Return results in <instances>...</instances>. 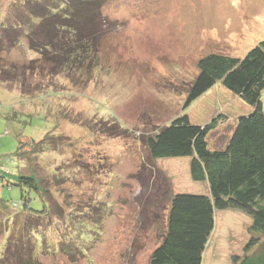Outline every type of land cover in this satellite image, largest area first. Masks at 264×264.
Wrapping results in <instances>:
<instances>
[{
  "label": "rangeland",
  "instance_id": "1",
  "mask_svg": "<svg viewBox=\"0 0 264 264\" xmlns=\"http://www.w3.org/2000/svg\"><path fill=\"white\" fill-rule=\"evenodd\" d=\"M39 1L0 0V26L20 27L14 33L42 27L32 15ZM55 3L59 8L49 7L53 12L67 7L65 0ZM102 13L95 30L99 64L92 72L87 62L83 68L57 66L25 37L14 47L7 40L9 49L0 50L4 69L35 60L24 92L16 82L0 81V172L21 165L50 189L51 199L63 208L60 213L55 207L49 220L56 243L71 216L80 212L89 221L102 212L80 253L49 250L40 257L44 264H149L166 231L171 195L197 193L203 185L192 180L189 157L154 159L143 137L184 113L200 124L223 114L209 135L210 146L219 148L237 117L250 112L220 82L184 105L200 58L210 53L244 57L264 40V0H106ZM63 16L71 19L70 12ZM84 16L75 20L83 24ZM48 47L50 57L57 53ZM43 139L49 143L45 151L30 150L32 141ZM25 142L30 145H24L21 158ZM142 171L148 182L137 177ZM21 193L19 186L0 184V198L11 204L21 203ZM31 196L32 205L43 208V201ZM252 222L240 210H217L203 264H234V255L245 254ZM2 228L0 223V255ZM258 250L264 252V238L251 252Z\"/></svg>",
  "mask_w": 264,
  "mask_h": 264
},
{
  "label": "trees",
  "instance_id": "2",
  "mask_svg": "<svg viewBox=\"0 0 264 264\" xmlns=\"http://www.w3.org/2000/svg\"><path fill=\"white\" fill-rule=\"evenodd\" d=\"M62 1L40 0V4H33L32 15L41 19L42 27L14 33V29L19 30L20 27L0 26V50L7 40L14 47L25 37L31 41L33 48L37 47L42 57L52 60L57 66L83 68L87 62V68L92 72L99 64L101 43L98 41L99 32L95 30L98 27L96 24L103 20L102 5L106 0H65L66 8L58 12L50 10L49 7L58 9L59 5L55 2ZM69 12L71 19L63 16L69 15ZM82 13L85 15L83 24H79L75 19ZM57 39L63 43L58 44ZM9 44L4 49H9ZM48 46L56 47L57 53L50 57ZM34 63L35 60L16 64L10 69L0 66V81L16 82L24 92L27 75L30 69H34ZM198 67L199 73L189 85L184 108L220 82L249 105L250 112L237 117L232 133L219 148L210 146L209 135L219 121L225 119L223 114L200 124L193 123L189 114L184 113L143 137L154 159L189 157L192 180L206 185L209 191V194L200 191L171 195L166 231L150 255L149 264H203L215 229L217 210L231 209L240 210L253 219L249 228L252 236L245 246V254L242 257L234 255V264H264L262 250L251 252L264 238V40L244 57L207 54L199 59ZM44 142L45 139L32 141L30 150L45 151L49 143ZM24 145H30V142L20 145L18 154L21 158ZM37 145L41 149H37ZM20 167L12 173L8 170L0 172V184L9 188L19 186L22 191L21 203L11 204L10 200L0 198V223L3 226L0 264H44L40 259L42 253L47 254L49 250L54 253L57 248L72 257L80 253V247L96 232L95 225L99 224L101 209L91 215L89 221L81 218L80 212L71 216L64 224L63 236L56 243L51 236L53 229L49 220L55 207L60 213H63V208L57 207V202L50 197V189L43 186L33 171L23 172ZM137 177L141 182H148L144 171L139 172ZM31 195L43 201V208L32 205ZM69 224L74 227L71 228L72 234L67 232Z\"/></svg>",
  "mask_w": 264,
  "mask_h": 264
},
{
  "label": "crops",
  "instance_id": "3",
  "mask_svg": "<svg viewBox=\"0 0 264 264\" xmlns=\"http://www.w3.org/2000/svg\"><path fill=\"white\" fill-rule=\"evenodd\" d=\"M201 192L209 194V191L206 185H203V190Z\"/></svg>",
  "mask_w": 264,
  "mask_h": 264
}]
</instances>
